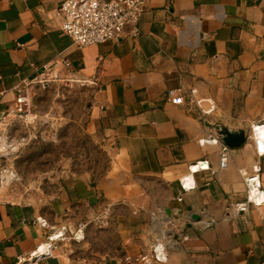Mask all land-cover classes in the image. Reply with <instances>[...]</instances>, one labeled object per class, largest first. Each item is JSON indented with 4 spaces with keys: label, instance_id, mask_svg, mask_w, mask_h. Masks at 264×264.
<instances>
[{
    "label": "crops",
    "instance_id": "0c3cea01",
    "mask_svg": "<svg viewBox=\"0 0 264 264\" xmlns=\"http://www.w3.org/2000/svg\"><path fill=\"white\" fill-rule=\"evenodd\" d=\"M63 1L0 0V123L16 84L83 78L96 87L93 121L113 161L100 179L64 177L44 203L0 197V264H146L166 237L175 246L153 264H264V205L225 217L257 162L264 188V155L248 138L222 169L225 145L207 125L251 133L264 121V0H153L121 36L85 47L60 29ZM198 162L209 168L184 190ZM83 211L117 232L115 250L86 257L56 238ZM193 214L216 221L204 227Z\"/></svg>",
    "mask_w": 264,
    "mask_h": 264
},
{
    "label": "rangeland",
    "instance_id": "374dc122",
    "mask_svg": "<svg viewBox=\"0 0 264 264\" xmlns=\"http://www.w3.org/2000/svg\"><path fill=\"white\" fill-rule=\"evenodd\" d=\"M26 86L29 110L19 115L11 109L0 123V197L44 203L68 175L104 177L113 153L93 121L95 85L76 76H53ZM99 225L83 211L61 227L63 244L86 257L115 250L117 232L104 233Z\"/></svg>",
    "mask_w": 264,
    "mask_h": 264
},
{
    "label": "built area",
    "instance_id": "2783aa9c",
    "mask_svg": "<svg viewBox=\"0 0 264 264\" xmlns=\"http://www.w3.org/2000/svg\"><path fill=\"white\" fill-rule=\"evenodd\" d=\"M153 0H64L56 10L60 19V29L73 38L79 47L99 44L107 40L116 39L124 32L128 24H137L148 4ZM15 106L17 114L23 115L30 108V100L25 82L14 86ZM194 93V92H192ZM169 99L175 104L184 102V96L177 89L168 92ZM264 127V121L253 125L248 138H252L260 156L264 155V136L260 134V128ZM217 142V139H214ZM229 148L224 146L220 158V167L227 168L229 161ZM193 173L181 179L184 190L195 189L196 181L194 174L201 169L209 168L205 162H198L191 166ZM262 166L257 162L250 173H242L247 197L245 200L237 201L227 207L225 217L247 213L251 208H260L264 205V188L261 180ZM193 177L192 184H188L189 177ZM182 200L180 196L178 198ZM216 219L207 217L200 220L204 227L211 226ZM46 224V223H45ZM62 236H60L59 240ZM187 236H184V239ZM173 238L166 237L164 240L157 239L152 246V254L142 259L146 264L154 261L166 262L168 260V249L175 246ZM52 247H58L57 244Z\"/></svg>",
    "mask_w": 264,
    "mask_h": 264
},
{
    "label": "water",
    "instance_id": "95a60500",
    "mask_svg": "<svg viewBox=\"0 0 264 264\" xmlns=\"http://www.w3.org/2000/svg\"><path fill=\"white\" fill-rule=\"evenodd\" d=\"M217 134L219 139L228 148H238L244 145L248 139L249 130L246 128L232 129L220 122L210 124L207 123ZM194 220H200V216L193 214Z\"/></svg>",
    "mask_w": 264,
    "mask_h": 264
},
{
    "label": "bare ground",
    "instance_id": "6f19581e",
    "mask_svg": "<svg viewBox=\"0 0 264 264\" xmlns=\"http://www.w3.org/2000/svg\"><path fill=\"white\" fill-rule=\"evenodd\" d=\"M260 132H264V127L260 128ZM261 134V133H260ZM262 135V134H261ZM263 136V135H262ZM60 235L57 233L56 238H59Z\"/></svg>",
    "mask_w": 264,
    "mask_h": 264
}]
</instances>
